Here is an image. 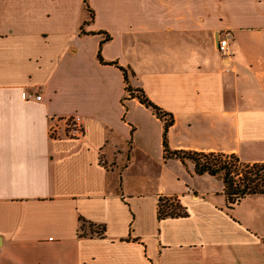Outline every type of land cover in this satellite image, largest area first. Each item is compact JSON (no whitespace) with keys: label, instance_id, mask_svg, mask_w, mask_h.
I'll list each match as a JSON object with an SVG mask.
<instances>
[{"label":"crops","instance_id":"0c3cea01","mask_svg":"<svg viewBox=\"0 0 264 264\" xmlns=\"http://www.w3.org/2000/svg\"><path fill=\"white\" fill-rule=\"evenodd\" d=\"M63 1L0 0V264H264V195L228 207L165 159L119 69L172 115L169 150L264 164V0H87L92 19ZM161 196L187 216L158 220Z\"/></svg>","mask_w":264,"mask_h":264},{"label":"trees","instance_id":"16d2710c","mask_svg":"<svg viewBox=\"0 0 264 264\" xmlns=\"http://www.w3.org/2000/svg\"><path fill=\"white\" fill-rule=\"evenodd\" d=\"M89 18L92 19V11L87 5V0H83ZM113 64V63H112ZM123 73L126 84L125 91L127 97L136 98L140 104L150 109L151 112L163 124V151L165 159H177L181 162L189 160L194 165L195 173L198 175L207 174L221 179L223 183V194L228 207L236 205L241 199L249 195H264V164H245L240 162L233 155L221 153H196L186 151H171L167 144L168 129L173 125V117L154 105L146 95L139 89H131L128 86L127 72L119 67ZM186 210L180 206L176 198L159 197L157 200V219L182 218L186 217ZM80 237H85L86 229L89 234L103 233L104 227L94 231L95 227L91 224L85 226V222L80 220Z\"/></svg>","mask_w":264,"mask_h":264},{"label":"built area","instance_id":"2783aa9c","mask_svg":"<svg viewBox=\"0 0 264 264\" xmlns=\"http://www.w3.org/2000/svg\"><path fill=\"white\" fill-rule=\"evenodd\" d=\"M233 38V34L230 31L223 32L217 37L216 49L221 58L224 60H230L232 57V52L230 49L229 42ZM35 100H40L39 96H35ZM64 130L66 131L65 136L68 138L80 139L83 137V128L81 124V118L78 116H73L63 120ZM57 128H52L49 134L53 137L57 136Z\"/></svg>","mask_w":264,"mask_h":264},{"label":"rangeland","instance_id":"374dc122","mask_svg":"<svg viewBox=\"0 0 264 264\" xmlns=\"http://www.w3.org/2000/svg\"><path fill=\"white\" fill-rule=\"evenodd\" d=\"M70 2H71V7L75 10V12H76V10H77V8H78V6H77V3H76V1L75 0H73V2H72V0H70ZM59 1H56V2H53L52 4H56V9L57 10H59L60 9V7H59ZM63 3H64V7H65V5H66V1L64 0L63 1ZM80 4V9H81V11L82 12H85V7H84V5L82 6V4L81 3H79Z\"/></svg>","mask_w":264,"mask_h":264},{"label":"water","instance_id":"95a60500","mask_svg":"<svg viewBox=\"0 0 264 264\" xmlns=\"http://www.w3.org/2000/svg\"><path fill=\"white\" fill-rule=\"evenodd\" d=\"M216 45H217V39H215Z\"/></svg>","mask_w":264,"mask_h":264}]
</instances>
